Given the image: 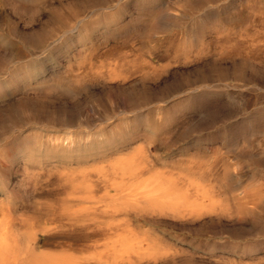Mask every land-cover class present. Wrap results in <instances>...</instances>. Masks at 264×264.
Here are the masks:
<instances>
[{
    "label": "rangeland",
    "instance_id": "rangeland-1",
    "mask_svg": "<svg viewBox=\"0 0 264 264\" xmlns=\"http://www.w3.org/2000/svg\"><path fill=\"white\" fill-rule=\"evenodd\" d=\"M156 1L0 0V264H264V0Z\"/></svg>",
    "mask_w": 264,
    "mask_h": 264
},
{
    "label": "bare ground",
    "instance_id": "bare-ground-1",
    "mask_svg": "<svg viewBox=\"0 0 264 264\" xmlns=\"http://www.w3.org/2000/svg\"><path fill=\"white\" fill-rule=\"evenodd\" d=\"M141 1V0H140ZM151 2L153 1V0H150ZM158 1V0H157ZM157 1L154 3V4H156L157 3ZM149 1H147V3H148ZM140 6H142V5H140ZM147 6H149V5H147ZM143 7H145V6H143ZM165 9H167L166 7H165ZM163 12V11H162ZM164 12H165V10H164ZM163 12V13H164ZM162 13V14H163ZM161 14V15H162ZM140 15V14H139ZM163 15H165V14H163ZM145 17V15H142V18H144ZM135 18H136V16H135ZM142 18H138L137 17V19H135L134 21L136 22V23H139L140 22V24H141V22H143L144 23V25H142V28L144 27V26H146L145 25V19H142ZM109 21V20H108ZM69 22H71V21H69ZM135 22H134V24H135ZM131 23H133V21H131V22H127V23H125L124 25H122V27H124V29L125 28H128V27H130L131 28ZM74 24V23H73ZM65 25V24H64ZM138 25V24H137ZM66 26V25H65ZM68 26V25H67ZM66 26V27H67ZM140 27H141V25H140ZM75 28V25H73V26H71V27H69V29L70 30H72V29H74ZM120 29H121V27H120ZM15 64V63H14ZM8 68V67H7ZM18 68V67H17ZM10 69V68H9ZM3 70V69H2ZM11 70H13V69H11ZM24 70V69H23ZM5 71H6V69H5ZM17 71V70H16ZM16 71H15V73H16ZM25 71V70H24ZM8 72H10L11 73V71H8ZM2 73V72H1ZM20 73V72H19ZM7 74V73H6ZM5 74V75H6ZM22 74H23V72H22ZM17 75V74H16ZM18 77V76H17ZM11 78H13V76H11ZM11 78H9V79H11ZM6 79H7V77H6ZM23 79V78H22ZM2 80V79H1ZM12 80V79H11ZM5 81V80H4ZM14 82H15V80H13ZM43 81V80H42ZM7 82V81H6ZM11 82V81H10ZM10 82H9V84H10ZM4 84H5V82H4ZM7 84H8V82H7ZM3 85V84H2ZM45 91H47V92H50V93H62V92H64V91H68L69 90V88H68V86H66V84H65V82L63 81V80H58V81H55V80H52L49 84H46V86H45V89H44ZM43 90V91H44ZM10 114H13V113H10ZM52 143H53V145H52ZM51 143V145L50 146H45L43 149H45L44 150V152H46V150H47V147L49 148H51V149H53V150H64V149H67V148H69V147H71V146H73V144H74V139L72 138V137H70V136H66V137H64V138H56V140H55V142H52ZM22 144V143H21ZM32 141L30 140V139H26V140H24V144H22L23 145V150H22V152L23 153H25V154H27L29 157H32L33 156V154H35L34 153V150H37V149H41L42 147L38 144V145H36V147L35 148H33L32 147ZM21 146V145H20ZM61 147V148H60ZM21 150V149H20ZM19 151V150H18ZM45 156V155H44ZM120 165H121V167L122 168H129L132 164H131V162H130V160H126V162H124V159L122 160V162L120 163ZM131 171V170H130ZM131 175V174H130ZM135 176V175H134ZM137 176V175H136ZM130 177H133L132 175L130 176ZM111 180H112V178H110ZM132 179V178H131ZM127 180H128V177H127V175L126 176H123L122 177V182L123 183H127ZM133 180V179H132ZM135 180H137V179H135ZM134 185H137V186H132V187H128V188H120L119 187V184H117V190L112 194V192L109 194V195H107L106 197H105V201L109 204V205H112V203L114 204V203H116V204H119V205H123V206H125V205H134V206H136V207H138L137 205H140V204H144V205H146V206H160V207H162V208H169V209H173V210H176V209H182V208H180V203H179V200L177 199V198H171V199H165L164 198V196L162 195V197H159L158 195H157V193L156 192H154L153 190H148V189H146L145 191L144 190H142L141 189V186H142V181H136L135 183H134ZM111 187H112V182H111ZM261 199V198H260ZM151 202V203H150ZM195 204H197V205H199L200 204V206H201V204H203V201L201 200V198H200V196L198 195V194H196L194 197H193V199L191 200V202L188 204V206H190L191 208L193 207V205H195ZM141 206V205H140ZM139 206V207H140ZM249 211H252L251 213H253L254 214V210L253 209H249ZM9 226L7 225V223H3V224H1L0 225V248L2 247V246H4L5 247V242L7 241V236H8V233H9ZM134 245L135 246H138V247H140V248H143V249H146L147 248V251L148 252H156V250L155 251H152L151 249H150V247L149 246H147V245H143V243H142V241L141 240H138V239H136V240H134Z\"/></svg>",
    "mask_w": 264,
    "mask_h": 264
}]
</instances>
